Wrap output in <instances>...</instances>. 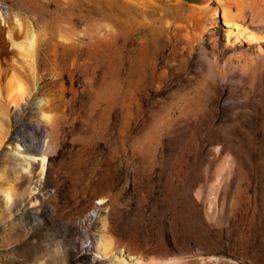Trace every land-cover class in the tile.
<instances>
[{"label":"rangeland","instance_id":"374dc122","mask_svg":"<svg viewBox=\"0 0 264 264\" xmlns=\"http://www.w3.org/2000/svg\"><path fill=\"white\" fill-rule=\"evenodd\" d=\"M105 2L0 0V49L7 50L0 82L16 76L29 90L18 109L0 94V264H111L123 253L131 264L136 257L142 264H264V65L235 94L216 80V66L215 76L168 81L151 115L141 116L131 91L150 71L142 65L134 75L121 74L120 14L115 36L90 39L105 24L84 14ZM156 3L160 12L138 17L132 38L147 36L174 64L190 51L194 34L157 21L166 3ZM216 29L223 50L264 51V41L226 46L231 28L220 22ZM32 37L38 57H21L11 38ZM28 126L40 129L32 134L40 143L36 154L23 151L19 132L30 134ZM29 155L44 158V177L36 163L24 171ZM222 159L232 163V176L210 220L207 190ZM101 236L109 244L106 255L95 250Z\"/></svg>","mask_w":264,"mask_h":264},{"label":"bare ground","instance_id":"6f19581e","mask_svg":"<svg viewBox=\"0 0 264 264\" xmlns=\"http://www.w3.org/2000/svg\"><path fill=\"white\" fill-rule=\"evenodd\" d=\"M160 1L161 2L163 1L164 3H166V5L163 3L165 5V8L163 9V11H161L162 15H160V16L158 15V18L155 17L157 21L164 23L167 26L168 25L172 26L176 30L183 31V32H185L186 35H187V33H190V32H193L192 34L195 35V36L193 35L194 37L193 36L191 37L193 39L195 38V43L191 47L190 51L187 54H185L183 57H181V59L177 63H174V64H170V62L165 60V55H163L159 51L158 46L147 36L146 37L143 36L141 38V40H134L133 39L134 38L133 37L134 27L137 25V22L139 21L138 17L149 16V17L154 18V16L157 15L158 12H160V11H158V12L156 11L157 14L155 13V10L158 8H157V5H156V7H154V3L155 2L161 3ZM98 2H101V1H98ZM118 2H120L119 5L117 4ZM99 9L100 10H98V11L86 10V13L84 12L85 13L84 17H86V19L92 20V18H94V16H97V18L100 17L99 18L100 21H103L105 24V29H104L102 27L103 24L100 23L98 20V22L100 24H102L101 28H103V29H100L99 25H97L96 23H95V25L98 26L97 31H98V33L101 32V36H98V35H96L97 33H95L96 36L94 35L93 37H91L92 34L94 33V31H93L92 34H90L91 38L90 37L89 38L93 39L97 42L101 38L106 39L105 37L106 36L108 37V35H110V34H112V36H115L116 35L115 33L118 30H116V28L114 29V25L116 22L117 15L120 14V33L118 35H120V37H119L120 38V55L119 56H120V72H121V74L134 75V74L138 73L137 70L142 65H146L150 71L149 80L147 82H144V83L137 82L134 89L131 91L132 92L131 94L133 96L130 94L132 97H134L133 103L136 106L137 112L141 116H143L145 113H150L155 109V107L158 104V102L155 98L158 94H160L162 91H164V90H166V88H168L166 86L168 81L171 82L175 79L177 80V79L182 78V77L210 76V75L215 76L213 74L214 72L212 71V67L216 66L219 69L218 71H220L219 75L215 76L216 80L220 81V83L224 86V88H227L229 90L230 94H235L237 91L246 87L245 82H246V79L248 77V74L249 73L255 74V72L260 70V68L264 65V51H262L261 48H259L260 46H258L257 53L254 56H249L248 53L246 54L245 51L243 52L242 47H238V48L232 47V48H227L225 50L221 49L220 48V38L218 37V32L216 29V27L218 26V23H220V22L225 27L231 28L230 30H227L225 32V38H226V42H227L226 46L228 44L236 45L237 43H242V42L243 43L245 42V43L251 45L252 43L254 44L255 42L260 43V41L261 42L264 41V0H108V1L106 0L104 5H102V7ZM78 10H79V8H78ZM80 11H82V10H79V12ZM81 13H83V12H81ZM68 16H69V13H68ZM76 18L78 19V16ZM66 19H67V17H66ZM70 19H69V24H70ZM84 23H85L84 25H86V23L89 24V22H84ZM72 26L74 28V26H76V24L72 25ZM86 27H87V25H86ZM89 27H90V24H89ZM89 29L92 30V27ZM89 29L87 27V30H89ZM94 29H96V28H94ZM113 30H116V32L114 31L115 32L114 33ZM86 33H84V34H86ZM88 33H89V31H88ZM203 35L206 36V38H205L206 43L205 44H203ZM188 36H187V39H188ZM78 37H80V36L78 35ZM87 37H86V39H87ZM116 37H115V39H116ZM152 38H153V36H152ZM113 39H114V37H113ZM110 40H112V39H110ZM84 41L86 42L85 39H84ZM84 41H82V42H84ZM107 41H108V39H107ZM117 41H119V40H117ZM109 42H111V41H109ZM113 43H114V41H113ZM92 44H94V43H92ZM11 45L15 46L18 49L17 53L21 57H26V58L27 57H30V58L38 57V54H37L38 51L36 49V47H37L36 46V40L33 37L27 38L25 42H18V41L11 38ZM87 45L89 47V44H87ZM206 46H208L209 50L206 49ZM112 48H113V46H112ZM195 48H198V50H200V52H198L199 54H197V56L194 58V49ZM78 49L80 51V48H78ZM84 49H85V47H84ZM88 49H91V48H88ZM103 49H101L102 52H103ZM117 49H119V48H117ZM97 51H96V53H97ZM6 54H7V50L4 47L1 48L0 49V58L4 57ZM95 54H93V55H95ZM181 54H183V53H181ZM83 55H84V52H83ZM96 58H97V56H96ZM89 59H90V57H89ZM25 60H27V59H25ZM83 60H85V59H83ZM105 60H106V58H105ZM85 62H87V61H85ZM88 62L90 63V61H88ZM110 62H112V61H110ZM86 65H87V63H86ZM82 66L83 65H81V67ZM94 66H96V65H94ZM90 68H91V65H90ZM263 68H264V66L262 67V69ZM92 69H94V67ZM108 69H109V66H108ZM117 69H119V68H117ZM93 71H96V69ZM14 72L15 71H13V73ZM142 72H144V71H142ZM85 73H86V71H85ZM128 75H126V77ZM12 76L14 77V75H12ZM20 79L21 78L18 79L20 81V82H18L16 79V76H15V78H10V77L8 79L4 78L3 83L0 82V83H2V84H0V94L3 95L8 100V102L10 103V105H12L14 107V109L19 108V106H20L19 104L21 102H23V99H25L24 98L25 94L28 93V91H29L28 88L24 84L21 83L22 79L21 80ZM0 81H2V79ZM172 87H174V86H172ZM178 88H179V86H178ZM173 91H174V89H173ZM177 91H179V90H177ZM181 93L183 94L184 92L182 91ZM131 96L129 98H131ZM169 97H171V95H169ZM197 97H198V95H197ZM168 100H170V99H168ZM180 100H183V99H180ZM131 101H133V100H131ZM187 102H189V100ZM168 104H169V102H168ZM164 106H166V105H164ZM195 107H197V106H195ZM172 108H173V105H172ZM177 108H178V106H177ZM188 109H190V107ZM156 113H158V112H156ZM149 115H151V113ZM45 118H47L46 120H49L48 117H45ZM182 119H183V117L181 118L180 116H176L175 120L181 121ZM1 126L2 125L0 123V130H1ZM27 128L30 131V134L24 136L23 133L19 132V134L21 135V143H23L25 145V149L23 151L36 154V153H38L37 149L39 148L40 143L38 141L32 139V134L33 133L39 134L40 129H39V127H34V126H28ZM2 129H3V127H2ZM2 140H3V138L2 139L0 138V144H1ZM229 162L230 161L228 159H222L221 160V162L219 163L218 168L215 172L214 183H212L208 187V190H207V196H206V201H205V215L208 219L210 218V220L215 218V215L217 213L218 208L216 209V211L214 213V212H212L215 209L213 207L215 205L217 206V204L215 203L217 200V197H218L219 193L221 194L220 191H222V188H225L223 186H225V183L227 184L226 181L229 179V176L231 173L230 168H232V163L230 164ZM35 163L37 164V167L39 168V176L44 177L46 175V171H47V165H46L44 158H41L38 161L33 156L29 155L27 158H25V166L23 168L24 171H28L30 169V167L31 168L34 167ZM28 173H30V171H28ZM231 176H232V173H231ZM4 194L6 196L7 201L12 200V192L11 191L6 190V191H4ZM6 203H8V202H6ZM217 203H219V202H217ZM212 208H213V210H212ZM97 213H98L97 208H94L93 211L88 215V217H87L88 220L92 221L96 217ZM230 240H232V239H230ZM244 240H245V238H244ZM108 248H109V244H108V242H106L104 240V238L102 236L97 239L96 245H95V250L97 253H101L103 255L104 254L106 255ZM124 256L125 257L127 256L128 258L132 257V256H129L128 254L126 255L123 253V254H121L120 258L117 257L118 262L115 261L117 263L111 262V264H131V263L125 262ZM172 260H173V258H172ZM165 261L151 260L147 264H179V261H181V260L178 259V261H176V262H175V260H173L174 261L173 263H170L171 261L168 262V260H167V262H165ZM132 262H133L132 264H142V260L139 257L132 258ZM181 262H183V261H181ZM143 264H144V262H143Z\"/></svg>","mask_w":264,"mask_h":264}]
</instances>
